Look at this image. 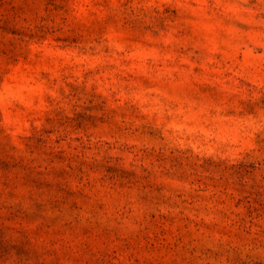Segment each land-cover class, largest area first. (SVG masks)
<instances>
[{
  "label": "rangeland",
  "instance_id": "obj_1",
  "mask_svg": "<svg viewBox=\"0 0 264 264\" xmlns=\"http://www.w3.org/2000/svg\"><path fill=\"white\" fill-rule=\"evenodd\" d=\"M0 264H264V0H0Z\"/></svg>",
  "mask_w": 264,
  "mask_h": 264
}]
</instances>
